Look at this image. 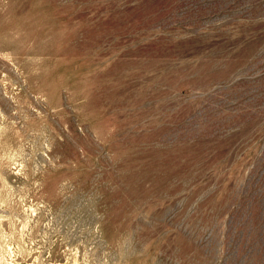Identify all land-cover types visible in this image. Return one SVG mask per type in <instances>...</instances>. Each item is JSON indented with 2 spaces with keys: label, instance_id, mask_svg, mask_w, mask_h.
<instances>
[{
  "label": "rangeland",
  "instance_id": "1",
  "mask_svg": "<svg viewBox=\"0 0 264 264\" xmlns=\"http://www.w3.org/2000/svg\"><path fill=\"white\" fill-rule=\"evenodd\" d=\"M0 264H264V0H0Z\"/></svg>",
  "mask_w": 264,
  "mask_h": 264
}]
</instances>
